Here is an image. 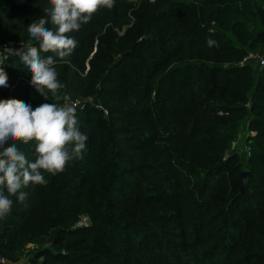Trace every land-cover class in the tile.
Listing matches in <instances>:
<instances>
[{
	"label": "trees",
	"instance_id": "1",
	"mask_svg": "<svg viewBox=\"0 0 264 264\" xmlns=\"http://www.w3.org/2000/svg\"><path fill=\"white\" fill-rule=\"evenodd\" d=\"M159 1L181 6V13L188 19L184 25L193 34L211 35L215 43L205 45L210 51L204 58L192 50H183L179 55L182 61L168 70L159 72L163 65L160 64L153 68L150 78L145 71L144 79L149 85L142 87L137 79L132 82L133 89L121 91V84L113 87L115 73L156 40L145 35L138 41L132 35L131 42L123 44V37L132 34V28L118 35L116 27L129 23L132 17L134 23L137 21L135 14L128 13L131 8ZM139 4L115 0L113 8L103 7L94 17L102 18V23L89 21L69 34L77 41V47L65 61L53 53H41L53 55L57 60L55 67L62 84L59 99L50 93L45 100L36 91L30 83L32 74L19 63L18 57L9 56L4 62L9 86L0 87V99L16 98L35 108L43 103L60 105L62 93L72 99L86 96L82 106L75 109L81 131L88 136L83 158L67 162L65 179L59 178L56 184L58 173L44 172L48 183L34 187L30 184L22 189L28 193L23 203L10 196L11 212L0 219V256L9 264H20L24 256L26 263L21 264H105L119 251L131 248L122 232L137 225L152 229L158 238L159 244L153 248L156 259L152 258L157 264H169L172 257L175 264H264V66L256 71L258 83L249 89L252 65L243 60L264 44V9L255 0H154ZM49 7L48 0H0V45L13 41L21 47H38L27 26ZM240 17H249L250 29L237 21ZM107 22L109 25L103 29V23ZM175 35L187 38L183 30ZM85 38L97 39V47L92 53L90 44L86 56L79 57ZM214 47L218 49L216 54L211 52ZM90 55L89 69L85 71V60ZM215 57H225L226 61L215 63ZM142 100L152 118V123L146 124L152 127L147 129H154L161 145L146 143L149 151L157 148L149 153L156 152L151 154L150 162L136 164L134 157L125 159L124 151L127 144H135L136 138L130 139L136 131L130 115L135 113L134 105L139 106ZM241 132L247 133L244 143L250 149L243 169L232 150ZM35 143L18 145L29 160L35 159ZM241 171L249 172L243 190ZM140 172L157 174L155 177L160 174L161 178L157 185L143 184ZM76 173L75 178L72 175ZM127 175L135 177L131 183L135 188L162 191L168 199L158 200L160 195L147 189L144 192L158 201L152 205L140 202L132 205V193H126L131 185ZM81 179L83 183H79ZM86 181L91 189L84 192ZM77 189H83L82 195L91 194L96 201L93 205L81 202L79 207L94 222L102 219L92 230L71 227L70 213L73 215L74 211L67 202L79 195ZM171 204L184 219L186 234L194 232V224L196 229L206 230L202 235L203 247L198 244L187 253H174L172 257L157 253L165 246L162 236L177 218L175 211L169 210ZM212 206L214 214L208 216ZM37 208L49 210L50 217L41 222V228L28 227ZM28 212H32L30 219ZM250 215L254 219L248 223L244 218ZM164 223L167 225H159ZM239 229L243 232L239 233ZM48 234H54L49 245L26 250L27 245L39 244ZM196 238L192 240L194 246L198 243ZM141 241L139 238V245ZM158 246L161 248L157 249ZM139 264H150V259Z\"/></svg>",
	"mask_w": 264,
	"mask_h": 264
},
{
	"label": "rangeland",
	"instance_id": "2",
	"mask_svg": "<svg viewBox=\"0 0 264 264\" xmlns=\"http://www.w3.org/2000/svg\"><path fill=\"white\" fill-rule=\"evenodd\" d=\"M221 0H218L220 2ZM260 8L264 9V0H255ZM50 3V0H48ZM103 7L98 9L96 13L92 15L93 18L90 20V24L93 22L95 23H100L102 18H95L96 14L101 11ZM181 6L173 3H168V2H157L153 3L150 5H142L139 4L129 10L128 13H130L132 16L135 14L137 18V21L134 23L133 17L131 18L129 23H123L120 25L118 28L116 27V32L118 35H123L126 32V29H131L132 28V34L128 35V37H123V44L126 42H131L132 35L134 38H137L138 41H141L142 38H145V35H148L152 39L156 40V43L151 46V47H145L142 48L139 53L136 55V57L133 59L131 62H127L124 66L118 69V71L115 73V84L113 87H117V85H120L121 91H127L129 88H132V82L136 81L139 79L142 87H145L149 84H147V80L144 79V73L147 70V77L150 78V74L153 73V68L156 69L160 64H163L159 72L161 71H166L170 67H172L174 64L179 63L182 61L181 57H179L180 53L184 51H189L192 50L194 51L197 55H201L202 58L205 57V53L209 52L208 48L205 46L208 44V40L211 39V35L209 36L208 34H193L191 29H188V26H185L187 22V18L185 19V15L181 13L180 11ZM94 19V20H93ZM237 21H240L243 23V25H246L247 29H250V19L249 17H240ZM89 23V22H88ZM102 23V21H101ZM134 26H133V25ZM109 24L103 23L102 28L104 29L107 27ZM132 25V26H131ZM99 26V25H98ZM180 31H185V34L187 36L186 39L184 38H178L175 34ZM129 31V30H128ZM175 33V34H174ZM102 34V32H101ZM98 31H96V38L98 37ZM244 37L249 38V35H244ZM86 39V38H85ZM93 40V42H92ZM97 39L88 38L84 42V49L78 56H86V53L90 51L89 46L91 44V47L93 48L92 53L95 52L96 47H97ZM217 48L214 47L212 48L211 52L212 54H216ZM91 53V54H92ZM227 56V55H225ZM251 56V59L249 61V57ZM264 56V44L257 50L250 53L248 56H246L243 60L247 62H251L250 64L252 65V72L250 76L252 80V85L249 86V89L253 88V85L258 83V78L255 76L256 71L260 69L262 66H258L257 63V58L263 57ZM91 57V55L86 58L85 62V71L89 69V63L88 60ZM139 57V58H138ZM214 60L215 63H221L225 62L226 58H217ZM139 59V60H138ZM212 60V57L209 58ZM132 65H135L136 68L139 69H133ZM139 65V66H138ZM158 72V73H159ZM155 77V76H154ZM144 95V94H143ZM83 97L86 96H80L75 98V100H80L81 101V106H82V100L84 99ZM91 98V96H89ZM88 97V98H89ZM63 99H64V93L61 94V99H60V106L63 105ZM150 102V101H149ZM145 100L139 102V106L136 104L134 107L135 113H133L130 118V123L134 125L136 131L134 134L131 136L136 138L135 144L128 145L127 144V149L124 151V157L127 161L131 160L132 157L133 160L136 162V164L141 163L142 161H151L149 158L151 157V154L155 153L156 150L152 149L149 151V145L146 146V143H151L155 146L161 145V141H158L159 139L158 135L155 134L154 129H147V127H152L151 125H146L152 123V118L149 115V112L147 110V106L145 105ZM181 103H184L183 101ZM134 109V108H133ZM146 110V111H145ZM140 114V115H139ZM163 116V115H162ZM164 117V116H163ZM132 120V122H131ZM243 131V130H242ZM247 135L246 132H241L237 139L234 141L232 150L234 154H237L238 157L241 160V168H244V163L248 158V154L246 153V145L244 143V138ZM156 141V142H155ZM132 148H137L136 150H133ZM140 148V149H139ZM232 152V153H233ZM230 153H227L229 155ZM149 159V160H148ZM158 168V167H157ZM162 171L167 172L166 168L162 167ZM65 172V169L63 172L58 173L57 175V182L58 184L59 178H64L67 177V174H63ZM140 175L143 179V184L144 183H149L153 185H157L158 182H156L159 178H161V175L158 174V176H154L157 174H143V172H140ZM73 177H77V173L75 175H72ZM129 179V183H134L135 177L131 175L126 176ZM173 177V175H172ZM83 179L79 180V183H83ZM155 182V183H154ZM129 185L127 188L129 190H126V193L131 194L132 197V205L134 203H146L148 205L155 204L156 201L158 200H165L168 199L165 197V192L162 191H156L152 190L151 188H145L142 189L141 187H137ZM84 192H86L88 189H91L90 183L87 181L85 182L84 186ZM83 189H77L75 192H79V195L77 197H73V199L69 200L67 202L68 207L70 210L74 211L73 215L70 213V217H72V228H80L83 229L85 227H91V230L94 229L95 227L99 226L101 223L102 219L100 218L97 222H94L91 218V216L83 210H80V205L81 202H84L86 204H91L93 205L96 201L93 200V196L91 194H84ZM132 189V190H131ZM150 189L153 192L158 193L157 195H160V198L158 200L152 199L151 196L152 194L145 193L144 190ZM82 191V192H81ZM83 196H85L83 198ZM150 197V198H149ZM98 198V194L96 196ZM93 200V201H92ZM170 211H175V207L171 204L169 207ZM215 208L214 206L210 207L208 216H210L212 213L214 214ZM176 215V220L174 222V226L169 228L168 231L162 236V238L165 240L162 242L165 246L162 248L160 246L157 247V253L160 252V255L167 254L171 256L174 253H181L185 254L189 251L190 248L194 249L198 246L203 247L204 244L202 243V235L205 233L206 230H199L196 229V225L194 224V232L186 234L185 230H183V225H186L184 219H182L179 215V211L174 212ZM31 218L32 212H28ZM212 214V215H213ZM50 217V212L49 210H44L37 208L36 212L33 214L31 220L28 223V227H33V226H39L40 228L43 227L41 222L44 220H48ZM245 221L250 223L254 219L252 215L249 217L246 216ZM56 221V219H55ZM220 221L217 222V224ZM204 223V220L203 222ZM217 224H215L212 227H215ZM158 225V224H157ZM162 226H166L167 224H159ZM158 225V230L160 226ZM53 227V226H52ZM50 227V228H52ZM182 228V229H181ZM207 229V228H204ZM52 231V230H51ZM160 231V230H159ZM239 233H242L243 230L239 229L237 230ZM124 236H125V243L129 245L131 248H125V250L119 251L115 257L110 258L109 260H106L104 263L105 264H139V262L144 263V261H148L150 259V264H157L155 263L153 259H156V252L154 251L155 245H158V238L154 235V232L152 229H146V228H139V225L133 226L130 229L123 230ZM183 235L184 237H181ZM186 235V236H185ZM189 235L191 237H189ZM54 234H48L44 235L41 238V242L39 244H29L26 246V250L28 252L35 250L37 247L44 246V245H49V241L53 238ZM196 238L198 240V243L196 246L192 244L193 238ZM139 238L142 239L141 244L139 245ZM140 246V249H139ZM194 247V248H193ZM138 251V252H136ZM139 251H141V254H139ZM32 253V252H31ZM29 255V254H27ZM140 255V256H139ZM151 255V256H147ZM172 257V256H171ZM27 256L22 257L21 263L25 262V259ZM149 258V259H148ZM117 259V260H115ZM26 263V262H25ZM169 264H172L174 262V258L172 257L171 259L168 260ZM212 264V263H208Z\"/></svg>",
	"mask_w": 264,
	"mask_h": 264
},
{
	"label": "clouds",
	"instance_id": "3",
	"mask_svg": "<svg viewBox=\"0 0 264 264\" xmlns=\"http://www.w3.org/2000/svg\"><path fill=\"white\" fill-rule=\"evenodd\" d=\"M50 4L43 16L27 26L38 47L23 45L0 51L5 59L19 58V63L32 74L30 83L45 100L50 93L59 99L62 84L55 67L57 60L41 53L50 52L65 61L77 47V41L69 34L79 31L101 7L113 8L115 0H50ZM214 43L208 40L209 46ZM8 86L7 72L0 66V87ZM9 140L13 143L8 144ZM87 140L74 106L43 103L33 108L16 98L0 99V219L11 212L10 196L23 203L28 193L22 189L48 183L44 172L55 175L63 172L70 160L82 159ZM32 141L36 142L35 159L29 160L18 145Z\"/></svg>",
	"mask_w": 264,
	"mask_h": 264
},
{
	"label": "built area",
	"instance_id": "4",
	"mask_svg": "<svg viewBox=\"0 0 264 264\" xmlns=\"http://www.w3.org/2000/svg\"><path fill=\"white\" fill-rule=\"evenodd\" d=\"M129 1L132 2V3H134V4H139L142 1L153 2L154 0H129ZM6 47H10V48H13L14 49L15 43L13 41H5V42H3L0 45V51H2L3 48H6ZM250 59H251V56L249 57V61H250ZM5 61H6V59L4 57L0 56V62H3L4 63ZM256 64L258 66H264V56L263 57H260V58H257V63ZM3 65H0V66L3 67ZM65 104L71 105V106H74L75 108H77V107H79L81 105V101L80 100L72 99L67 94H64L63 105H65ZM104 112L106 113V111H104ZM249 150H250L249 147L246 146V153L248 155H249ZM0 264H9V261L5 257L0 256Z\"/></svg>",
	"mask_w": 264,
	"mask_h": 264
},
{
	"label": "water",
	"instance_id": "5",
	"mask_svg": "<svg viewBox=\"0 0 264 264\" xmlns=\"http://www.w3.org/2000/svg\"><path fill=\"white\" fill-rule=\"evenodd\" d=\"M18 48H21V44H15L14 49H18ZM11 143H13V141L9 140L8 144H11ZM16 143H18V142H16ZM8 144H6L5 147H7ZM248 179H249V172L241 171L240 172V181H241L240 189L241 190H243V189H245L247 187Z\"/></svg>",
	"mask_w": 264,
	"mask_h": 264
}]
</instances>
